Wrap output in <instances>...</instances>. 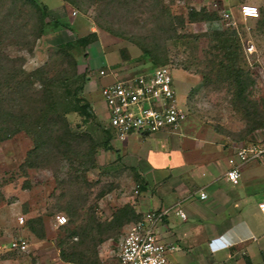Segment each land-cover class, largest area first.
<instances>
[{
	"label": "rangeland",
	"instance_id": "rangeland-1",
	"mask_svg": "<svg viewBox=\"0 0 264 264\" xmlns=\"http://www.w3.org/2000/svg\"><path fill=\"white\" fill-rule=\"evenodd\" d=\"M38 2L50 17L68 20L71 29L38 35L31 7L0 0V63L7 68L6 58H21L15 64L29 73L49 62L52 72H59L60 59L51 61L57 46L87 37L88 45L74 48L72 54L78 73L85 76L82 97L94 115L85 119L68 113L65 119L73 134L64 136L63 130L47 134L43 150L31 160L34 135L19 132L0 141V261L117 264L124 227L113 226V215L126 204L142 214L139 197L146 185L131 160L111 146L112 138L109 147L104 145L110 127L102 109L99 70L133 74L150 70L155 60L165 61L172 69L177 103L191 127L208 128L234 151L264 140V0ZM242 4L256 6L259 21H244L238 12ZM191 11L200 12V18L190 21ZM224 11L231 13L229 22L223 20ZM240 76L249 83L243 96L237 94ZM157 188L149 186L152 198ZM59 214L67 218L63 227L55 223ZM19 217L24 218L23 225L41 218L44 239L20 226ZM70 230L80 236L68 239ZM16 237L26 240L25 252L7 250ZM99 238L103 241L97 244ZM64 242L65 247L79 243L75 257L82 263L60 259L59 244ZM187 252L196 255L195 250ZM230 252L224 261L208 264H246L244 249L235 246Z\"/></svg>",
	"mask_w": 264,
	"mask_h": 264
},
{
	"label": "crops",
	"instance_id": "crops-1",
	"mask_svg": "<svg viewBox=\"0 0 264 264\" xmlns=\"http://www.w3.org/2000/svg\"><path fill=\"white\" fill-rule=\"evenodd\" d=\"M104 71L106 76L98 72L101 85L127 74ZM97 103L101 106L100 100ZM102 109L107 119L104 104ZM111 138V146L131 160L136 174L145 181L138 207L142 214L177 203L185 214V220L171 214L158 228L163 240L176 245L170 264L222 262L235 246L244 249L246 264H263L264 217L255 202L264 198V156L244 165L239 181L233 184L225 173L230 168L229 160L235 157L234 149L225 146L226 142L218 140L208 128L191 127L187 118L175 131L150 136L132 134L122 142L111 131ZM258 142L264 140L248 144ZM152 184L158 186L153 198L149 193ZM200 192L207 197L200 199ZM10 241L7 250L17 252L10 250ZM189 250H195L196 255L193 257Z\"/></svg>",
	"mask_w": 264,
	"mask_h": 264
},
{
	"label": "built area",
	"instance_id": "built-area-1",
	"mask_svg": "<svg viewBox=\"0 0 264 264\" xmlns=\"http://www.w3.org/2000/svg\"><path fill=\"white\" fill-rule=\"evenodd\" d=\"M239 15L244 21H259V10L252 4H242ZM223 20L229 22L231 13L224 11ZM168 66L154 70L125 74L103 85L100 89L107 121L116 139L125 141L132 134L150 136L162 131H175L186 119V111L177 103L176 91ZM100 76H106L104 70ZM264 156V143H251L235 149L234 159L229 160L230 168L226 179L236 184L241 177V168L247 163L260 160ZM200 199L207 196L200 192ZM259 213L264 217V199L256 202ZM171 214L185 220L180 204L168 208L146 211L136 222L124 226L123 237L119 243L117 264H170V256L176 245L163 240L158 232L159 226ZM19 225L24 218L17 219ZM57 226L67 223L65 215L55 217ZM12 251L25 252L26 240L12 238L9 243Z\"/></svg>",
	"mask_w": 264,
	"mask_h": 264
},
{
	"label": "trees",
	"instance_id": "trees-1",
	"mask_svg": "<svg viewBox=\"0 0 264 264\" xmlns=\"http://www.w3.org/2000/svg\"><path fill=\"white\" fill-rule=\"evenodd\" d=\"M12 1L14 3L19 2L23 6H29L34 10L37 17L36 31L38 35L49 31L71 29L68 20L50 17L47 7L39 3L38 0ZM200 15V12L191 11L188 19L196 21L200 18ZM262 18L264 19V10L262 11ZM87 45V37L59 44L56 53L51 56V61L55 58L60 59L62 66L59 72H52L54 71L52 70L53 67L48 62L32 72L26 73L21 66L15 64L16 61H21V58L11 59L5 57L7 64L10 63V65L6 68L3 63H0V141L10 139L19 132L34 135V147L28 154V158L31 160L43 150L44 143L48 140L47 134L50 135L52 132L62 130L65 132L64 136L73 134L70 132L65 119L68 113H78L85 119L93 117L94 114L88 102L83 99L81 94L85 76L78 73V63L72 54L74 48ZM154 65L147 71L150 72L167 64L165 61L155 60ZM248 86L249 83L247 84L240 76L237 80L238 96L245 95ZM108 130L105 131V147L108 146L111 138V131ZM44 137L47 138L44 139ZM58 141L61 142V140ZM61 143L68 144L70 142L65 140ZM28 165L32 166L29 162ZM144 188L143 185L142 189ZM141 216L142 214H137L131 205L126 204L114 213L113 226L121 229L131 222L138 221ZM25 226L37 239H44L41 218L30 220L28 223L25 222ZM79 236L80 234L76 230H70L67 234L68 239H77ZM101 241L103 240L99 238L97 244ZM64 244L65 242L59 244L60 259L68 263L77 261L82 263L81 259L75 257L79 243L67 247Z\"/></svg>",
	"mask_w": 264,
	"mask_h": 264
}]
</instances>
